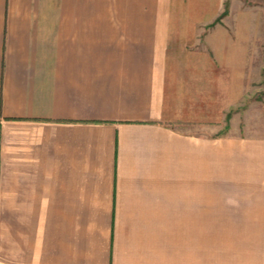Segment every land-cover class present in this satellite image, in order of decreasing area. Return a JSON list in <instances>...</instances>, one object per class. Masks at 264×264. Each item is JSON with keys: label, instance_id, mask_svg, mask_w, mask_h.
<instances>
[{"label": "crops", "instance_id": "0c3cea01", "mask_svg": "<svg viewBox=\"0 0 264 264\" xmlns=\"http://www.w3.org/2000/svg\"><path fill=\"white\" fill-rule=\"evenodd\" d=\"M227 1L0 0V264H264V58Z\"/></svg>", "mask_w": 264, "mask_h": 264}, {"label": "rangeland", "instance_id": "374dc122", "mask_svg": "<svg viewBox=\"0 0 264 264\" xmlns=\"http://www.w3.org/2000/svg\"><path fill=\"white\" fill-rule=\"evenodd\" d=\"M230 2H233V10L248 8L253 13L254 31L252 34L253 52L255 57L264 58V0H228L226 12L229 11ZM251 87L257 88L256 98L261 99L264 95V68L262 78L250 81Z\"/></svg>", "mask_w": 264, "mask_h": 264}, {"label": "trees", "instance_id": "16d2710c", "mask_svg": "<svg viewBox=\"0 0 264 264\" xmlns=\"http://www.w3.org/2000/svg\"><path fill=\"white\" fill-rule=\"evenodd\" d=\"M225 12H226V11H225ZM225 12H224V13H225ZM224 13H223V14H224ZM223 14H222V15H223ZM218 20H219V19H218Z\"/></svg>", "mask_w": 264, "mask_h": 264}]
</instances>
